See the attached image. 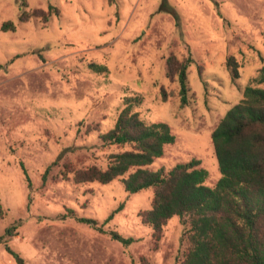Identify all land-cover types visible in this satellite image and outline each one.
I'll return each mask as SVG.
<instances>
[{"label": "rangeland", "instance_id": "1", "mask_svg": "<svg viewBox=\"0 0 264 264\" xmlns=\"http://www.w3.org/2000/svg\"><path fill=\"white\" fill-rule=\"evenodd\" d=\"M49 5L58 13L48 21H19ZM9 21L14 31L0 29V235L19 224L7 245L20 264H176L187 250L185 228L175 216L154 241L140 218L150 189L129 195L121 178L76 184L68 171L104 169L109 154L125 149L102 146L98 136L125 98L138 97L132 110L175 137L150 169L196 159L213 187L220 173L211 133L264 63V0H0V27ZM189 55L190 103L182 106L166 59ZM120 205L103 230L128 245L77 221L103 224ZM0 264H17L2 243Z\"/></svg>", "mask_w": 264, "mask_h": 264}, {"label": "trees", "instance_id": "2", "mask_svg": "<svg viewBox=\"0 0 264 264\" xmlns=\"http://www.w3.org/2000/svg\"><path fill=\"white\" fill-rule=\"evenodd\" d=\"M57 13L58 10L49 5L46 12H22L19 21L26 22L34 17L46 22ZM0 29L14 31L15 26L9 21ZM192 64L190 55L181 61L174 56L166 59L167 77L176 80L182 106L190 103L187 69ZM226 65L231 77L237 79L234 60L229 58ZM89 68L95 73L106 71L104 66L97 64H90ZM140 102L138 97L125 98V106L113 127L98 136L102 146L125 149L109 154L104 169L90 166L69 170L73 182L105 185L121 178L129 195L150 189V208L143 211L140 218L143 225L151 228L154 241L161 239L163 228L175 216L185 228L187 250L176 264H264V63L253 85L244 88L240 101L224 114L211 133L220 173L213 187L204 185L207 172L196 159L178 163L167 171L150 169L163 155L164 148L174 143L175 137L167 124L142 120L138 112L132 110ZM20 166L29 189L28 176L22 164ZM121 207L103 224L87 218H77V221L128 245L132 239L103 230V225ZM3 216L0 204V220ZM18 225L14 223L6 228L0 235V243L20 264L19 256L7 245Z\"/></svg>", "mask_w": 264, "mask_h": 264}]
</instances>
